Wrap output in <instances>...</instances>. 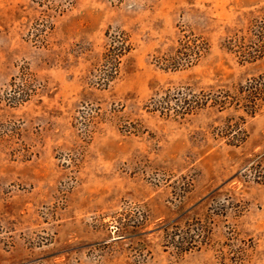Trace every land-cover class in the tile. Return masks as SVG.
Here are the masks:
<instances>
[{
	"label": "rangeland",
	"instance_id": "obj_1",
	"mask_svg": "<svg viewBox=\"0 0 264 264\" xmlns=\"http://www.w3.org/2000/svg\"><path fill=\"white\" fill-rule=\"evenodd\" d=\"M263 12L264 0H0V264H234L217 254L224 243L264 264V181L247 170L264 151V106L178 118L149 103L264 74V56L240 63L222 47ZM120 30L133 49L98 85ZM189 32L207 54L157 66ZM238 116L247 138L235 147L215 128ZM185 215L210 242L178 256L163 230Z\"/></svg>",
	"mask_w": 264,
	"mask_h": 264
},
{
	"label": "trees",
	"instance_id": "obj_2",
	"mask_svg": "<svg viewBox=\"0 0 264 264\" xmlns=\"http://www.w3.org/2000/svg\"><path fill=\"white\" fill-rule=\"evenodd\" d=\"M107 38L108 44L102 54V63L96 78V83L101 86H106L117 76L121 58L133 49L129 35L124 31L108 32ZM222 47L233 53L240 63L253 62L263 57L264 12L245 30H238L226 38ZM208 50L209 45L201 36L192 32L183 33L171 51L156 56L154 61L165 70L187 69L195 66ZM13 87H16L14 82ZM7 100L19 101L16 90L12 91ZM149 103L150 111H157L163 116L184 118L209 107L217 111L226 109L242 111L247 117H252L264 106V74L251 77L229 89L194 91L189 85L169 88L158 98H152ZM243 123V116H238L236 120L226 118L221 127L215 128V135L225 138L229 145L237 147L247 138L246 131L242 128ZM247 170L255 181H264V151L254 155ZM203 221L200 217L185 215L172 223L163 230L165 247H170L176 255L182 256L199 250L201 246L209 245L211 232ZM226 239L231 238L226 236ZM224 246L217 250L220 259L242 264L243 257L246 256L245 249L242 252L229 244L224 243Z\"/></svg>",
	"mask_w": 264,
	"mask_h": 264
}]
</instances>
